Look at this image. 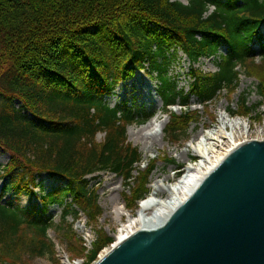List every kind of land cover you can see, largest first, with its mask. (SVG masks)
I'll return each instance as SVG.
<instances>
[{"label":"trees","instance_id":"trees-1","mask_svg":"<svg viewBox=\"0 0 264 264\" xmlns=\"http://www.w3.org/2000/svg\"><path fill=\"white\" fill-rule=\"evenodd\" d=\"M262 26L264 0H0V152L9 156L0 167V264L53 257L50 230L67 237L80 213L88 222L98 219L92 180L100 173L121 178L136 205L149 195L156 160L140 169L142 156L127 142V128L146 124L154 111L106 102L137 72L156 82L168 118L163 134L172 144L200 123L192 100L205 112L222 92L235 93L240 74L257 82L264 99ZM179 53L189 63L187 90L169 74ZM210 58L217 72L194 68ZM235 105L256 115L245 91ZM43 176L64 186L40 196V207L24 210L5 199L34 195ZM52 206L62 207L58 224ZM98 244L92 257L103 248Z\"/></svg>","mask_w":264,"mask_h":264},{"label":"water","instance_id":"water-1","mask_svg":"<svg viewBox=\"0 0 264 264\" xmlns=\"http://www.w3.org/2000/svg\"><path fill=\"white\" fill-rule=\"evenodd\" d=\"M94 264H264V136L234 141L157 223Z\"/></svg>","mask_w":264,"mask_h":264},{"label":"rangeland","instance_id":"rangeland-1","mask_svg":"<svg viewBox=\"0 0 264 264\" xmlns=\"http://www.w3.org/2000/svg\"><path fill=\"white\" fill-rule=\"evenodd\" d=\"M178 1L186 5L189 0ZM261 33L264 35V27L261 28ZM261 44L264 45V39ZM254 50L258 56V44L254 45ZM220 54H225L224 48L220 49ZM256 63H259V60H256ZM3 68V63H0V73ZM195 68L201 70L205 74L214 73L216 71L215 60L212 58L202 59L195 65ZM188 72L189 63L180 53L179 61L171 66L169 72L170 76L175 78L179 88L187 90L189 83ZM238 79V89L235 93L227 95L225 92H222L218 99L210 104L205 112L195 100H192L191 110L199 111L201 120L198 126H190L187 140L180 144L169 143L163 132L162 135L156 134L151 137L143 138L138 134L141 126L132 125L128 127L127 142L136 147L142 156L140 169L143 170L149 160H156V169L150 178V183L148 185L149 189L151 182L155 180H165V178H169L171 182L176 180L182 174L186 166L181 157V149L184 148L186 143L192 138H196L205 131L217 126L221 117H228L229 119L239 118L246 123V129L237 135L235 141L246 137L264 136V99L256 93V82L254 79H247L242 74L239 75ZM244 91L248 93V106L257 105L256 115L254 113L250 115L240 113V110L235 105L238 101V96ZM106 102L111 107L126 103L136 110L144 109L146 111H154L155 115L153 118L157 117L160 120L163 119L166 121V124L168 122V118L161 113L162 103L157 95L156 82L148 78L143 72H137L132 80L115 87L112 94L106 98ZM15 106L18 107L17 102ZM171 111L179 113V108H171ZM228 111H233L237 114L232 118L227 114ZM103 136V134H98L96 136V141L100 143L103 140ZM151 145L152 148L148 149ZM230 145L231 143H225L223 150ZM189 157L190 162H195L197 160V157L192 154H190ZM8 158L9 156L7 154L0 152V167L7 164ZM134 175H136V173H134ZM95 177V180H92V184L98 186V203L102 209V215L95 221L88 222L86 217L80 214V219L73 224V232L71 234L69 233L67 237H61L50 230L48 232V238L54 245V256L34 259H27L23 256L20 264H94L106 249L112 247L116 242L119 230V224L115 221L111 210L112 201H119L126 207V214L130 215L135 214L138 204L136 205L133 203L132 197L134 192L132 191L129 193L126 191L121 178L111 173H101ZM37 183L41 185V187L34 190V195L15 197L13 194L9 193L6 195L5 199L15 201V203L24 210L32 206L40 207V196L51 192L58 186H64V183H60L55 179H50L47 176L39 178ZM2 186L3 184L0 182V192ZM63 201L70 202L67 198ZM61 214L62 207H50L49 215L55 224L59 223ZM123 219L126 220L125 216ZM67 222L72 223V219L68 217ZM99 242L100 244L98 245H103V248L92 257V251H94L93 245Z\"/></svg>","mask_w":264,"mask_h":264},{"label":"bare ground","instance_id":"bare-ground-1","mask_svg":"<svg viewBox=\"0 0 264 264\" xmlns=\"http://www.w3.org/2000/svg\"><path fill=\"white\" fill-rule=\"evenodd\" d=\"M165 124L166 121L163 119L152 118L139 128L138 134L143 138L156 134L162 135ZM245 129L246 123L241 119L221 117L217 126L189 140L181 149V157L186 164L182 174L172 182L169 178L151 182L149 195L138 202L134 215L126 214V207L119 201L113 200L111 210L115 221L119 224V230L116 242L112 247L118 241L131 235L143 224L157 223L225 150H223L224 144H232L237 135ZM150 148L152 145L148 147V149ZM190 154L197 157L195 162L189 161ZM124 216L126 220L123 219ZM111 248L106 249L99 259H102Z\"/></svg>","mask_w":264,"mask_h":264}]
</instances>
